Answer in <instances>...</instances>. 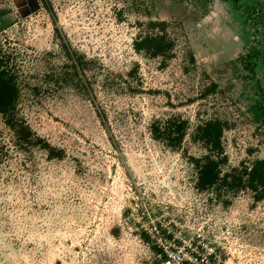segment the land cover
<instances>
[{
  "label": "rangeland",
  "instance_id": "374dc122",
  "mask_svg": "<svg viewBox=\"0 0 264 264\" xmlns=\"http://www.w3.org/2000/svg\"><path fill=\"white\" fill-rule=\"evenodd\" d=\"M150 20L171 23L166 64L134 49ZM0 50L57 154L20 149L0 116V264H162L155 225L196 264H264V199L198 189L193 138L218 118L225 169L264 158V0H0ZM68 53L82 83L64 79ZM173 115L189 122L176 149L151 128Z\"/></svg>",
  "mask_w": 264,
  "mask_h": 264
},
{
  "label": "trees",
  "instance_id": "16d2710c",
  "mask_svg": "<svg viewBox=\"0 0 264 264\" xmlns=\"http://www.w3.org/2000/svg\"><path fill=\"white\" fill-rule=\"evenodd\" d=\"M140 25L142 30L133 41L134 49L146 56L161 58L162 64H166L175 56L176 48V38L170 30L171 23L167 20H150ZM258 55L257 49L248 54L246 64L252 71L256 67L254 58ZM67 56L69 61L64 67L70 70L64 72V79L67 80V76L70 79L77 76L78 82L82 83L79 76L84 74L87 68L84 56L77 53H68ZM190 57L192 62H195L193 53H190ZM217 88L218 83L213 81L206 88L205 95L216 91ZM20 92L21 86L14 67L0 50V116L12 131L15 145L22 150L35 147L46 149L49 151V157L56 156L49 141L38 135L20 113ZM188 124L187 119L175 115L167 119H157L152 124V134L154 138L176 149L187 133ZM224 128L225 124L220 119L209 118L198 123L193 131L194 140L202 143L207 150L200 157L194 158L198 170L196 187L206 190L223 181L227 186L230 184L232 189H251L257 201L264 199V158H257L248 163L243 161L225 169L223 166L227 163V155L222 141ZM4 148L5 145L0 142V152H3Z\"/></svg>",
  "mask_w": 264,
  "mask_h": 264
},
{
  "label": "built area",
  "instance_id": "2783aa9c",
  "mask_svg": "<svg viewBox=\"0 0 264 264\" xmlns=\"http://www.w3.org/2000/svg\"><path fill=\"white\" fill-rule=\"evenodd\" d=\"M149 233L160 248L159 258L162 264H196L199 257L194 256L191 244L180 246L175 239L164 236L156 225Z\"/></svg>",
  "mask_w": 264,
  "mask_h": 264
}]
</instances>
